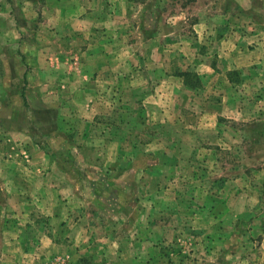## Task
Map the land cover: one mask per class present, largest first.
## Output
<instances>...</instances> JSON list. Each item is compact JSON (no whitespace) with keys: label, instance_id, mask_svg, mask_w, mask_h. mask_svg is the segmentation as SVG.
<instances>
[{"label":"rangeland","instance_id":"374dc122","mask_svg":"<svg viewBox=\"0 0 264 264\" xmlns=\"http://www.w3.org/2000/svg\"><path fill=\"white\" fill-rule=\"evenodd\" d=\"M81 2L0 0V264H264V64L209 0Z\"/></svg>","mask_w":264,"mask_h":264},{"label":"crops","instance_id":"0c3cea01","mask_svg":"<svg viewBox=\"0 0 264 264\" xmlns=\"http://www.w3.org/2000/svg\"><path fill=\"white\" fill-rule=\"evenodd\" d=\"M113 1V0H112ZM115 0L114 7H109V14L112 16L114 13H119L118 2ZM205 8L207 14L224 15L222 23H228L226 29L228 33L223 36V44L229 47V56L231 61L238 62L241 64L240 68L247 67L252 69L257 63L264 64V0H209ZM55 0H48L50 5H58L61 8L69 7L68 0L58 4ZM130 2L127 0V5ZM73 7V6H72ZM71 9H75L74 7ZM91 8L93 11L91 14L98 15L104 13L108 9V2L105 0H82L80 7L78 6L79 12H87L86 9ZM82 9V10H81ZM68 13L74 12L67 11ZM108 12L106 14H108ZM75 13V12H74ZM235 27V29H233ZM111 44L110 47H113ZM227 56L226 54H224ZM109 59L114 65L108 66L107 60L104 65V69H101L98 79L118 77L117 72L118 60L115 55L110 54ZM212 69V68H211ZM213 69L211 73H213ZM97 79V80H98ZM228 83H230L229 76L227 77ZM44 185L40 183V186ZM39 186V187H40Z\"/></svg>","mask_w":264,"mask_h":264}]
</instances>
